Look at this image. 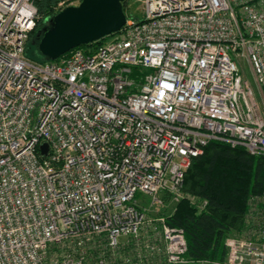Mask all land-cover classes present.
Instances as JSON below:
<instances>
[{
  "label": "built area",
  "instance_id": "2783aa9c",
  "mask_svg": "<svg viewBox=\"0 0 264 264\" xmlns=\"http://www.w3.org/2000/svg\"><path fill=\"white\" fill-rule=\"evenodd\" d=\"M36 1L0 0V264L190 263L149 210L185 198L212 141L264 156V0H138L142 19L50 62L26 54ZM226 247L264 264V220Z\"/></svg>",
  "mask_w": 264,
  "mask_h": 264
},
{
  "label": "trees",
  "instance_id": "16d2710c",
  "mask_svg": "<svg viewBox=\"0 0 264 264\" xmlns=\"http://www.w3.org/2000/svg\"><path fill=\"white\" fill-rule=\"evenodd\" d=\"M58 1H36L40 19L26 49L32 60L50 62L40 54L38 43L48 24L46 20L55 14L53 6ZM184 187L188 194L207 203L199 211L184 200L168 218L169 226L185 231L186 259L190 263H224L228 256L226 240L232 232H241L245 227L250 197L264 194V156H251L244 148L212 141L193 160Z\"/></svg>",
  "mask_w": 264,
  "mask_h": 264
},
{
  "label": "water",
  "instance_id": "95a60500",
  "mask_svg": "<svg viewBox=\"0 0 264 264\" xmlns=\"http://www.w3.org/2000/svg\"><path fill=\"white\" fill-rule=\"evenodd\" d=\"M127 0H82L48 18L38 43L40 54L55 61L73 49L93 44L119 32L127 21ZM48 145L42 146L47 154Z\"/></svg>",
  "mask_w": 264,
  "mask_h": 264
},
{
  "label": "rangeland",
  "instance_id": "374dc122",
  "mask_svg": "<svg viewBox=\"0 0 264 264\" xmlns=\"http://www.w3.org/2000/svg\"><path fill=\"white\" fill-rule=\"evenodd\" d=\"M60 1L61 0H59L57 2V4H55L53 6V11L55 13L58 10L57 9L58 3ZM126 3H127V5H126V8L124 11H125L127 17H132V18H136V19H142L144 17L142 5L138 0H127ZM240 68H241V74L246 79H248L253 84V86L255 87L253 75H252V72L249 68V64L247 63L246 60H243L241 62ZM185 194H186L185 198L182 199L179 203L175 204V203H171V201H168L166 203V207H160L157 210L156 209L155 210L150 209L149 210V212H151L150 214L156 215L157 217H160V218L165 217V218H167V221H168V218L176 213L177 206L184 200L189 202L190 205L195 206L199 211H201L202 209L200 207L202 205V201H199L195 196L188 194L186 191H185ZM136 201L139 204H141L142 206L148 207L150 205L151 198L148 196L142 195V194H138L136 196ZM263 213H264V194L261 196H258V195L257 196H251L249 201H248V211H247V214L244 218L245 227L242 229L241 232H239V231L232 232V234L229 235L227 240L241 236V234L245 232L246 228L251 227L254 229L255 226L260 225L261 221L264 220ZM224 263H208V262H206V263H189V264H224Z\"/></svg>",
  "mask_w": 264,
  "mask_h": 264
},
{
  "label": "crops",
  "instance_id": "0c3cea01",
  "mask_svg": "<svg viewBox=\"0 0 264 264\" xmlns=\"http://www.w3.org/2000/svg\"><path fill=\"white\" fill-rule=\"evenodd\" d=\"M189 264V263H188Z\"/></svg>",
  "mask_w": 264,
  "mask_h": 264
}]
</instances>
